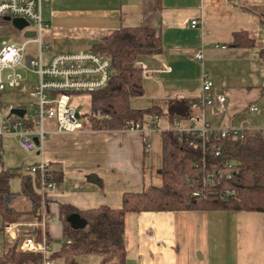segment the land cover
Here are the masks:
<instances>
[{"label":"crops","instance_id":"0c3cea01","mask_svg":"<svg viewBox=\"0 0 264 264\" xmlns=\"http://www.w3.org/2000/svg\"><path fill=\"white\" fill-rule=\"evenodd\" d=\"M50 0L47 16L50 24L45 37L48 57L59 53L86 52L91 46L121 27L145 26L159 33L162 52L139 55L135 64L145 68L144 95L133 98L132 105L146 108L164 104L173 98L193 99L199 94V76L205 70L213 91L224 94V110L192 108L187 126L206 120L213 126H256L246 120L243 110L257 105L264 97V63L256 47H235L233 34L244 30L260 44L264 38V0ZM244 7L256 10L249 12ZM197 20L196 27L190 22ZM202 52V60L195 57ZM25 88L35 85L36 77ZM28 91V92H29ZM7 90L6 103L27 105L22 99H4L18 94ZM196 109V110H195ZM176 121V120H174ZM174 121L158 117L157 130L147 143L138 132L88 131L50 133L40 158L49 161L62 182L49 197V209L58 216L60 203L79 209L107 205L119 208L125 192H139L152 182V172L161 165L162 130ZM178 121V120H177ZM180 123V121H179ZM52 130L54 123H47ZM236 126V125H235ZM3 150V149H2ZM4 152V151H3ZM1 168L5 169L3 165ZM157 175V174H156ZM12 205V204H10ZM28 211L29 199L14 196L12 205ZM30 214L22 215L10 232L3 231L0 219V255L19 233L33 228ZM52 238L48 252L57 251L62 239L61 224L56 219L47 226ZM30 235L20 237L21 245ZM127 249L126 264H264V216L249 211H169L144 212L126 217L123 234ZM22 248V247H21ZM95 255L79 258L80 264H98Z\"/></svg>","mask_w":264,"mask_h":264},{"label":"trees","instance_id":"16d2710c","mask_svg":"<svg viewBox=\"0 0 264 264\" xmlns=\"http://www.w3.org/2000/svg\"><path fill=\"white\" fill-rule=\"evenodd\" d=\"M159 8V0H155ZM256 13L250 7H244ZM264 22V20H263ZM11 23L2 20L0 24ZM235 47H256L258 57L264 63V44H260L248 32L241 30L233 34ZM159 33L145 26L121 27L101 41L93 44L90 51L109 58L111 74L105 87L90 93V113L85 125L91 129H120L125 121L146 122L154 116H165L169 121L189 118L192 99L173 98L164 104H152L146 108L134 107L133 98L144 95L143 73L135 64L139 55H157L162 52ZM0 107L4 109L0 95ZM17 107L27 109V105ZM100 113L99 117L94 112ZM25 120V115L22 117ZM161 165L154 171L159 184L149 183L139 192H125L119 208L100 205L79 209L69 203H60L57 220L61 224L63 241L57 251L48 258L63 264H80L79 258L95 255L98 264H126L127 249L123 234L126 217L144 212L169 211H249L264 216V138L260 131L244 132L243 138L231 134L221 137L219 133L199 137L194 131H180L173 126L162 130ZM204 143V149L202 144ZM196 145V146H194ZM230 172L231 176L227 177ZM214 174V185L204 184V178ZM59 186L62 175L53 171ZM16 172L0 168V219L2 224L15 223L22 215L30 214L33 223L40 220L41 194L39 176L26 173L20 176V190L10 188ZM226 190L234 195L223 199ZM197 192L196 195L193 193ZM29 199L30 210H20L5 202L6 196ZM77 215L84 225L73 227L71 215ZM46 244L52 238L46 233ZM22 235L41 238L39 226L30 232H21L11 245H7L0 264H42L40 253L20 250Z\"/></svg>","mask_w":264,"mask_h":264},{"label":"built area","instance_id":"2783aa9c","mask_svg":"<svg viewBox=\"0 0 264 264\" xmlns=\"http://www.w3.org/2000/svg\"><path fill=\"white\" fill-rule=\"evenodd\" d=\"M45 1L50 0H0V22L2 20L11 22L13 18H20L28 24L20 31L34 32L33 37H25L23 32L24 38L22 40L18 39V35L12 33L10 39H3L0 43V95L7 90L17 91L21 86H25L30 82V75L28 74L32 73L36 77V83L29 91L33 104L32 114L29 117L24 120L22 117L11 113L13 108H19L17 104L6 103L4 109L0 107V137L8 134L15 135L20 147L28 156L43 152L46 137L50 133L113 130L87 127L79 112L71 104L72 95L90 94L107 85L111 74L109 58L90 50L59 53L48 57L50 48L45 42V37L49 33L50 24L42 16ZM197 24V20L190 22V26L193 28ZM30 25H33L32 29H28ZM30 45H34L33 50ZM195 57L202 60V52L197 51ZM140 69L142 73H145L144 67H140ZM225 105H228L227 97L213 91V83L209 74L202 70L199 94L192 99V108L203 111L206 107H212L218 108L217 112H221ZM249 110L254 114L259 112L256 105H250ZM93 115L99 117L100 113L96 111ZM157 119L158 117L154 116L146 122L128 120L125 121L123 127L116 130L138 132L147 143L148 136L157 130ZM48 122L54 123L52 130L48 128ZM172 126L180 131H194L197 136L202 138L213 133H219L221 137L231 134L236 138H243L244 132L249 130L260 131L264 138V127L257 125L243 127L220 124L213 126L202 119L187 126L181 125L179 121H174ZM34 138L37 142L34 141ZM202 149H204V143ZM3 154L4 152L0 147V167L2 166ZM25 168L27 173L39 176L40 220L32 223V226L40 227L41 238L38 241L28 238L23 242L21 250L40 253L43 256L42 264H63L48 258L49 252L46 244L47 226L57 219V216L51 213L48 201L49 195L58 188L53 177L51 164L44 158H40ZM226 176L230 177V172ZM214 179L215 175L209 174L203 181L205 185L213 186ZM193 194L196 195L197 192ZM233 195V190H226L223 199ZM13 224L5 223L3 231L5 233L10 232Z\"/></svg>","mask_w":264,"mask_h":264},{"label":"rangeland","instance_id":"374dc122","mask_svg":"<svg viewBox=\"0 0 264 264\" xmlns=\"http://www.w3.org/2000/svg\"><path fill=\"white\" fill-rule=\"evenodd\" d=\"M49 13V8H43V16H47ZM1 23V22H0ZM33 25H30L28 29H32ZM23 31L17 30L13 25L10 23L7 24H0V43L3 39H10V35L12 33L18 35V39L22 40L23 37ZM260 41L264 42V38L260 39ZM34 45H30V48L33 50ZM30 75V79L35 78V75L32 73L28 74ZM25 76V74H24ZM27 77V74H26ZM200 79V76H199ZM200 83V80H199ZM19 89H21V92L18 94H11V95H4V99H13V100H18L22 99L25 103H27V110L25 117H29L32 112L31 110L33 109V104H32V99L30 98L29 95V88H25L21 86ZM71 104L72 106L75 107V109L79 112L81 115V118L83 120L87 119L90 113V95L88 93L84 94H74L71 97ZM135 104L134 106H136ZM257 107L259 109V112L257 114L252 113L249 110V106L245 110H243V113L246 115V120L249 122L251 121L252 124H256L257 126H262L264 127V97L260 99L259 102H257ZM196 110V109H195ZM235 125H238L242 121L241 117L237 116L235 118ZM180 124H184V120L180 121ZM0 147L3 149L4 154L2 158V165L4 168L11 169L16 172V176L11 180L10 183V188L14 192H18L20 190V176L23 174H26V166L34 163L35 159V153L32 155H27L23 149L20 147L18 143V139L15 135L13 134H8L4 135L3 137H0ZM39 160V159H38ZM37 160V161H38ZM36 161V162H37ZM1 165V164H0ZM1 168V167H0ZM152 182L153 184H159V177L156 175L155 171L153 170L152 172ZM5 202L12 204L14 203V196H6L5 197ZM63 238H56L54 240V243H62ZM18 248L21 250V240L20 243L18 244ZM87 264V263H86Z\"/></svg>","mask_w":264,"mask_h":264},{"label":"water","instance_id":"95a60500","mask_svg":"<svg viewBox=\"0 0 264 264\" xmlns=\"http://www.w3.org/2000/svg\"><path fill=\"white\" fill-rule=\"evenodd\" d=\"M11 24L13 25V27H15L17 30H22L24 27H26L28 24L25 20L20 19V18H13L11 20ZM25 37H33L34 36V32L33 31H26L24 32ZM12 114H15L19 117H23V115L25 114V109L22 108H13L11 110ZM34 141L37 142L36 138H34ZM69 222L73 227H79L84 225V221L79 218L77 215L73 214L69 217Z\"/></svg>","mask_w":264,"mask_h":264}]
</instances>
